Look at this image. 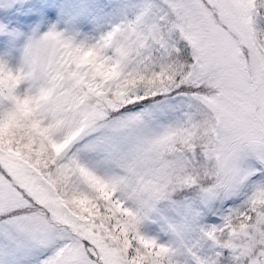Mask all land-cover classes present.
<instances>
[{
  "label": "snow or ice",
  "instance_id": "obj_1",
  "mask_svg": "<svg viewBox=\"0 0 264 264\" xmlns=\"http://www.w3.org/2000/svg\"><path fill=\"white\" fill-rule=\"evenodd\" d=\"M56 10L0 61V264H264V0Z\"/></svg>",
  "mask_w": 264,
  "mask_h": 264
},
{
  "label": "rangeland",
  "instance_id": "obj_2",
  "mask_svg": "<svg viewBox=\"0 0 264 264\" xmlns=\"http://www.w3.org/2000/svg\"><path fill=\"white\" fill-rule=\"evenodd\" d=\"M48 2L49 0H0V28L4 29L0 32V61L6 63L8 67L12 69L20 67L22 38L14 34L26 32L27 26L23 18L26 15H35ZM53 2L57 5V10L56 19H53L52 23H56L61 17V9L65 22L70 23L71 18L93 0H53ZM103 3L107 5L109 0H103ZM106 11L111 12V8H107ZM76 31L82 36L99 34L91 29L86 31L78 28Z\"/></svg>",
  "mask_w": 264,
  "mask_h": 264
},
{
  "label": "trees",
  "instance_id": "obj_3",
  "mask_svg": "<svg viewBox=\"0 0 264 264\" xmlns=\"http://www.w3.org/2000/svg\"><path fill=\"white\" fill-rule=\"evenodd\" d=\"M3 56H4V55H3ZM4 57H5V56H4ZM6 57H7V56H6ZM6 57H5V58H6ZM21 57H22V56H21ZM18 60H19V59H18Z\"/></svg>",
  "mask_w": 264,
  "mask_h": 264
}]
</instances>
